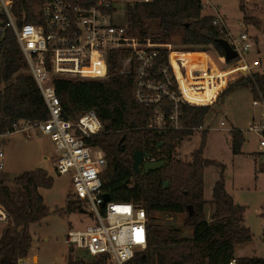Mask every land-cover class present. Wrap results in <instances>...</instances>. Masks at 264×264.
<instances>
[{
    "label": "trees",
    "instance_id": "obj_1",
    "mask_svg": "<svg viewBox=\"0 0 264 264\" xmlns=\"http://www.w3.org/2000/svg\"><path fill=\"white\" fill-rule=\"evenodd\" d=\"M18 2L19 7L26 10L25 22L33 23L30 14L32 0ZM240 8L245 11L242 0ZM204 10L203 0H154L150 4H140L128 13L130 32L134 37L166 45L173 33L182 31L183 45L201 50L213 47L220 56H224L222 47L217 43L224 38L213 26L212 17L202 15ZM151 21H156L160 30V35L153 38L146 25ZM248 22L250 19L245 16L244 23ZM129 54L128 50L111 53L113 76L108 81L59 78L54 84L65 118L74 121L81 113L95 110L103 125L102 132L86 138V143L101 148L106 155L107 168L102 180L109 200L133 203L143 207L148 214L147 248L138 252L131 264H230L232 260H236L237 264H264V258L235 257V248L250 242L252 234L244 222L243 207L236 204L226 191L224 165L204 158L208 130L202 131V142L192 153V161L184 163L169 156V162L159 171L162 177L158 188L146 193L144 177L134 171V152H150L163 142L174 155L186 137L204 126L213 105L180 103V130L162 135L144 131L154 116L155 108L136 102L133 92L135 68L129 74L116 72L120 60ZM169 54L170 50L161 49L156 67L168 65ZM172 60L175 64L173 56ZM25 71V58L15 34L9 30L0 39V133L11 130L21 120L44 121L49 118L48 107L34 78ZM248 87L253 97H264V74L256 72L235 80L221 92L219 98ZM164 110L167 115L171 112L167 101ZM142 131L144 135L136 137ZM230 134L232 153L239 155L245 143L243 132L233 128ZM209 166L221 168V180L215 184L210 201L213 206L210 219L205 213L209 202L204 198V170ZM165 181H169L168 188L164 186ZM14 184L15 189L6 186L0 172V206L8 215L0 238V264H19L20 260L28 258L33 243L31 225L51 215L39 192L54 185V178L46 170L38 168L25 172L14 179ZM190 206L193 209L191 216L188 211ZM82 208L80 203L68 196L65 212H81ZM154 213H186L184 228L192 230L193 237H182L178 229L160 228L152 221ZM87 255L90 259L74 257L69 250L67 264H107L102 256Z\"/></svg>",
    "mask_w": 264,
    "mask_h": 264
},
{
    "label": "built area",
    "instance_id": "obj_2",
    "mask_svg": "<svg viewBox=\"0 0 264 264\" xmlns=\"http://www.w3.org/2000/svg\"><path fill=\"white\" fill-rule=\"evenodd\" d=\"M153 1L32 0L30 14L34 22L26 23V10L19 7L18 0H0V39L7 31H13L28 74L34 78L49 110L47 120L18 121L11 130L0 133V139L5 144L7 137L20 133L26 140L45 136L54 143L57 174L71 176L72 201L82 205L80 213H91L95 218L93 225L70 230L66 243L92 257L102 256L107 264H131L136 254L147 248L148 214L133 203L106 200L102 180L107 168L105 153L86 143V138L102 132L103 125L95 110L81 113L74 121L65 118L54 81H108L113 76L111 53L128 50L130 54L120 60L116 72L129 74L135 68L134 98L141 105L155 108L144 131L161 134L182 128L180 103L214 105L221 92L236 80L232 77L250 73L261 64L255 60L249 65L244 60L254 45L253 38L247 32L232 34L226 16L216 13L211 16L212 24L238 54L235 65L218 70L208 57L205 63L196 64L179 57L174 65L172 54L179 53L130 32L129 11ZM121 14L126 15L125 22L119 19ZM161 49L170 50L169 64L156 67ZM218 61L229 64L225 56L219 55ZM166 101L171 105L169 115L164 110ZM252 106L256 113L247 131L258 136L259 150L264 154V97H253ZM220 126L225 127L226 122L222 121ZM4 156L0 149L1 173L5 168ZM7 221L8 215L0 206V223ZM19 264H28L27 258ZM230 264H237L236 260Z\"/></svg>",
    "mask_w": 264,
    "mask_h": 264
},
{
    "label": "rangeland",
    "instance_id": "obj_3",
    "mask_svg": "<svg viewBox=\"0 0 264 264\" xmlns=\"http://www.w3.org/2000/svg\"><path fill=\"white\" fill-rule=\"evenodd\" d=\"M203 2L205 5L209 4L203 11V16L211 17L216 13L225 15L226 24L232 34L239 35L247 32L253 38L254 45L244 55V60L249 65L253 61L259 60L260 66L250 73L237 74L232 79L236 78L237 80L256 72L264 74V0H242L244 12L240 8L241 0H203ZM245 16L250 19V22L242 25ZM119 19L125 22L126 15L121 14ZM146 25L152 35L151 38L160 35L159 24L156 21L148 22ZM181 37L182 31H176L171 35L169 39L171 50H184ZM187 50L196 51L185 55V59L190 64L205 63L207 55H209L210 63H213L218 70H228L235 65L234 63L222 65L218 61V53L213 47L205 50L199 48ZM209 66L212 67L211 64ZM252 101L253 94L250 87L236 90L226 97L218 98L203 126V129L208 130L204 158L224 165L223 179L226 191L233 197L236 204L243 207L244 222L251 230V241L239 245L235 255L241 258H264V155L258 154V136L247 131L249 122L256 113ZM222 121L226 122V126L223 128L220 126ZM233 128L241 130L245 138L242 153L239 155H233L231 149L230 132ZM142 135H144L143 131L136 137ZM6 140V143L3 144V140L0 139V149H3L5 154V168L2 175L6 186L15 189L14 178L20 170H28L26 168L44 169L54 178L53 187L43 190L51 215L40 223L31 225L30 233L33 243L27 263L67 264L69 250H72L74 257L90 259L84 250L72 248L66 243V236L70 230L83 229L93 225L95 218L91 213L65 212L68 196L71 199L73 193V186L69 174L58 175L56 172L55 160L52 159L56 154L54 143L45 136L26 140L20 133L7 137ZM201 142L202 130H198L192 136L186 137L171 157L175 161L190 163L192 153L200 147ZM162 143L156 145L152 158L155 161L166 160L168 163L170 151ZM34 145L39 146L40 151L46 152L49 159L33 161L34 149L32 147ZM159 171L142 175L146 193H151L153 189L158 188L162 177ZM204 180V198L209 202L205 208V213L210 219L213 211L210 201L213 198L215 184L221 180V168L206 167ZM152 217L153 223L162 229H178L182 237H193V231L184 228L186 213H154ZM6 225L7 223H0V238ZM34 258H37L36 262H34Z\"/></svg>",
    "mask_w": 264,
    "mask_h": 264
},
{
    "label": "water",
    "instance_id": "obj_4",
    "mask_svg": "<svg viewBox=\"0 0 264 264\" xmlns=\"http://www.w3.org/2000/svg\"><path fill=\"white\" fill-rule=\"evenodd\" d=\"M217 43L222 47L224 51V56L229 63L238 58V54L232 49V47L230 46L227 40L219 39ZM162 134L163 133H161V135ZM123 141H124V138L122 139L121 142ZM153 151L154 150L150 152H143L141 150H137L134 152L133 154L134 171L137 175H147L151 172L159 171L160 169L166 166L167 164L166 160H159V161L152 160ZM169 156L171 157L172 154L169 153ZM164 186L165 188H168L169 181H165ZM105 198L106 200H108L107 195H105ZM188 211H189V215L191 216L193 213V209L191 206L188 208Z\"/></svg>",
    "mask_w": 264,
    "mask_h": 264
},
{
    "label": "crops",
    "instance_id": "obj_5",
    "mask_svg": "<svg viewBox=\"0 0 264 264\" xmlns=\"http://www.w3.org/2000/svg\"><path fill=\"white\" fill-rule=\"evenodd\" d=\"M203 4L205 5V3L203 2ZM181 38H183V32H182V37ZM170 39V38H169ZM169 39L167 40V44L166 45H164L166 48H168V49H170L171 48V46H170V44H169ZM182 47H183V51H176V50H174V52H176V53H182V54H187V53H191V51H189V50H187V49H189L190 47H188V46H185V45H183L182 44ZM186 49V50H185ZM204 53V52H203ZM179 54H173L172 56H173V58L174 59H176L177 57H180V58H184L185 59V55H179ZM206 54V53H205ZM207 55V54H206ZM218 56H219V54H218ZM218 56H217V58H218ZM207 57L210 59V57H209V55H207ZM12 136V135H11ZM10 137V136H9ZM34 138V137H33ZM32 138V139H33ZM36 138V137H35ZM46 138H48V137H46ZM31 139V140H32ZM48 140H50L49 138H48ZM7 141V140H6ZM32 149H34V154H33V156H32V159H33V161H40V160H42V159H46V160H48L49 159V155H47L46 154V152H44V151H40V149H39V146H37V145H34L33 147H32ZM55 153H56V149H55ZM258 154H261V155H264V154H262L261 152H260V150H259V152H258ZM56 156H57V153L55 154V156L52 158V159H54L55 160V162H56ZM55 162H54V164H55ZM24 169V168H23ZM26 169H28V170H25V171H23V170H20L18 173L19 174H17V176L16 177H18L19 175H21V174H23V173H25V172H29V171H34V170H36V169H32V168H26ZM49 173V172H48ZM49 175L51 176V174L49 173ZM15 177V178H16ZM14 178V179H15ZM43 190L44 189H40L39 190V192H40V194L42 195V197L44 198V195H43ZM44 202H45V204H46V201H45V198H44ZM47 205V204H46ZM208 206V204L205 206V208ZM213 212V211H212ZM248 243V242H247ZM237 248H238V246L235 248V252H236V250H237ZM235 257L236 258H241V257H238V256H236L235 255ZM28 259V258H27ZM36 260H37V258H34V262H36Z\"/></svg>",
    "mask_w": 264,
    "mask_h": 264
},
{
    "label": "bare ground",
    "instance_id": "obj_6",
    "mask_svg": "<svg viewBox=\"0 0 264 264\" xmlns=\"http://www.w3.org/2000/svg\"><path fill=\"white\" fill-rule=\"evenodd\" d=\"M172 55H173V54H172ZM177 58H179V57H177ZM177 58H176V59H177ZM176 59H175V64H174V62H173V60H172V62H173L174 65H176Z\"/></svg>",
    "mask_w": 264,
    "mask_h": 264
}]
</instances>
